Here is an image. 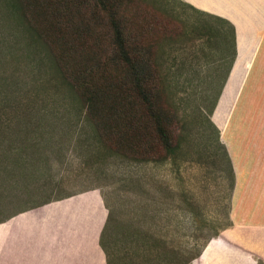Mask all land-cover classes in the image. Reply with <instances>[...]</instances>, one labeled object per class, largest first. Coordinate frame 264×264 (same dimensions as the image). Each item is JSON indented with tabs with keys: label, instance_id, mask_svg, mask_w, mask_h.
I'll list each match as a JSON object with an SVG mask.
<instances>
[{
	"label": "rangeland",
	"instance_id": "rangeland-1",
	"mask_svg": "<svg viewBox=\"0 0 264 264\" xmlns=\"http://www.w3.org/2000/svg\"><path fill=\"white\" fill-rule=\"evenodd\" d=\"M74 1L45 0L43 4L55 16L58 36L72 47L73 64L83 57L85 64L92 66L93 84L107 86L112 80L106 71L113 72V67H105L104 52L83 32L73 34L69 28ZM126 9L137 11L135 24L144 43L140 48L148 50L150 59L151 53L158 56L160 80L166 85V99L159 94L160 110L169 117L170 99L179 120L173 151L165 155L157 148L156 156L147 160L123 156L112 151L113 136L105 144L99 142L76 103L61 106L64 117L71 119L72 136L48 155L47 169L38 173L33 183L0 187V219L28 210L30 218L45 219L48 224L60 206L74 208L83 201L81 194L95 190L109 212L103 236L109 264H186L216 229L230 224L231 171L223 154L222 133L229 131L232 123H264V30L259 33L252 62L246 71L237 68L230 77L211 120L210 109L229 72L228 51L214 37L209 40L199 35L183 42V36H175V43L169 40V22H173L169 14L184 21L185 31L201 22L177 0H131ZM165 21L168 36L161 35ZM60 46L53 50L58 53ZM26 49L28 62L34 57L41 59L39 72L37 65L34 67L37 80L42 79L43 71V76H48L52 70L44 49L35 42ZM26 78L29 81L30 76ZM53 84L67 98V88L49 78L48 89ZM139 110L143 113L141 107ZM146 118L154 130V123ZM215 124L219 128L224 125L220 130ZM58 195L61 198L49 201L56 202L50 205L53 207H45L49 202L35 205Z\"/></svg>",
	"mask_w": 264,
	"mask_h": 264
},
{
	"label": "trees",
	"instance_id": "trees-1",
	"mask_svg": "<svg viewBox=\"0 0 264 264\" xmlns=\"http://www.w3.org/2000/svg\"><path fill=\"white\" fill-rule=\"evenodd\" d=\"M43 1L0 0V187H11L18 182L29 185L37 180L38 173L47 169L48 155L66 137L72 136L71 119L64 117L62 112L65 110L61 106L75 103L84 120L93 125L101 144H105L109 136L114 137L112 151L128 155L133 160L139 157L142 160L154 158L157 148L169 155L177 139L179 120L170 99L169 117L160 110L159 94L166 99L163 94L166 85L160 80L158 56L151 53L150 59L148 50L140 48L144 43H141L140 27L135 24L137 11L126 9L131 0L74 1L69 28L73 34L83 32L92 45L104 52L105 67H113V72L106 71L112 81L103 87L93 84L92 66H87L83 57L73 64L72 47L62 36H58L55 16L44 9ZM177 1L181 8L192 12L195 20L201 22L193 23L185 31L184 21L169 14L172 18L170 21H173L169 22V40L172 41L175 36H183V42L192 41L199 35L209 40L214 37L229 53V70L235 56L232 23L183 0ZM101 11L103 14L99 16ZM101 28H104V32L100 31ZM167 30L165 21L161 35L168 36ZM33 42L44 49V56L48 57L52 70L46 77L43 76L46 73L42 72L43 82L37 80L38 74L34 73L36 65L37 72L41 69V59L34 57L27 61L26 48ZM59 45L57 53L53 49ZM27 75L30 76L29 81L33 80L29 82ZM49 78L67 88V98L58 91L57 84L48 89L46 84ZM145 116L154 123V130L150 128L153 124ZM222 149L231 171L223 146ZM59 198L58 195L35 205ZM14 214L0 219V222ZM108 216L109 212L99 234V245L105 254L106 264H109V254L103 236ZM198 253L191 256L186 264Z\"/></svg>",
	"mask_w": 264,
	"mask_h": 264
},
{
	"label": "crops",
	"instance_id": "crops-1",
	"mask_svg": "<svg viewBox=\"0 0 264 264\" xmlns=\"http://www.w3.org/2000/svg\"><path fill=\"white\" fill-rule=\"evenodd\" d=\"M183 1L232 23L239 57L231 76L245 36H254V52L241 65L246 71L264 30V0ZM222 134L231 167L230 224L216 229L187 264H264V123H232ZM79 198L74 208L60 206L48 224L28 210L0 222V264H106L99 234L107 209L98 191Z\"/></svg>",
	"mask_w": 264,
	"mask_h": 264
},
{
	"label": "water",
	"instance_id": "water-1",
	"mask_svg": "<svg viewBox=\"0 0 264 264\" xmlns=\"http://www.w3.org/2000/svg\"><path fill=\"white\" fill-rule=\"evenodd\" d=\"M243 44H242V55H241V57H240V59H239V63L242 65V63L243 62H246V61H248L250 58H251V56H252V53L254 52V49H253V43H254V36L251 34V35H246L245 36V38H244V40H243ZM239 56H238V53L235 55V58H234V61L232 62V65H231V67H230V69H229V72H228V74H227V76H226V79H225V82L223 83V86H222V88H221V91H220V93H219V95H218V98H217V100H216V103H215V106H214V108H213V110H212V112H211V115H210V119L212 118V114H213V112L215 111V109L217 108V106H218V104H219V101H220V99H221V97L223 96V94H224V91H225V89H227L228 88V82H229V80H230V77H231V74H232V71H233V68H234V66H235V64H236V61H237V58H238ZM241 65L240 66H238L237 68L239 69V68H241ZM236 68V69H237ZM233 81H235V79L233 78V80L231 81L232 83H233ZM234 89V88H233ZM212 120V119H211ZM50 203H53V202H49L48 204H45V205H49Z\"/></svg>",
	"mask_w": 264,
	"mask_h": 264
}]
</instances>
